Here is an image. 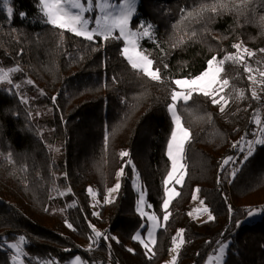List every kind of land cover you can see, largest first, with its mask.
<instances>
[{
	"label": "trees",
	"instance_id": "16d2710c",
	"mask_svg": "<svg viewBox=\"0 0 264 264\" xmlns=\"http://www.w3.org/2000/svg\"><path fill=\"white\" fill-rule=\"evenodd\" d=\"M201 2L137 0L131 27L153 26L152 39L140 44L161 68L164 83L131 69L121 54L122 40L87 41L44 23L38 0H9L11 18L0 7V30L9 32L0 38V65L20 68L11 76L13 85L0 89V264L11 263L7 243L20 236L26 240L25 264H69L77 256L83 264H162L181 229L185 243L176 264H202L218 242L229 244L226 264H264V213L246 222L248 210L264 207V146L246 162L240 151L259 133L253 122L258 102L251 99L248 74L231 64L225 65L226 75L239 74L231 83L247 98L230 101L223 113L203 96L179 106L191 131L183 186H176L180 195L169 206L166 226L157 230L154 256L132 239L147 231L136 211L141 193L162 222L163 180L171 168L167 141L173 125L166 105L175 85L170 80L199 74L208 59L235 52L231 45L241 40L257 52L253 67L264 60L258 51L264 48L259 0L248 5L254 12L182 19V9ZM180 37L184 42L173 47ZM55 148L63 150L62 157H54ZM122 151L129 155L121 157ZM229 156L234 159L225 164ZM116 183L120 188L105 203ZM89 189L96 194V210ZM193 195L213 220L190 217ZM90 224L101 232L99 238Z\"/></svg>",
	"mask_w": 264,
	"mask_h": 264
},
{
	"label": "snow or ice",
	"instance_id": "6c2138e0",
	"mask_svg": "<svg viewBox=\"0 0 264 264\" xmlns=\"http://www.w3.org/2000/svg\"><path fill=\"white\" fill-rule=\"evenodd\" d=\"M255 3V0H202L198 8H194L190 11L182 9L184 16L182 19L192 18L197 21L205 13H212L213 15H219L222 12H238L255 11L249 9L248 5ZM234 5V6H232ZM3 6L6 8L8 17L13 15V9L9 6V0H3ZM259 7H264V0H259ZM39 13L43 18V22L51 25L53 28L59 29L61 34L68 32L77 37H82L84 40L93 41L95 37H102L104 41L109 39H117L123 41V48L121 54L127 61L128 65L137 74L147 77L148 79L157 82L164 83V78L161 75V68L154 67L156 61L150 58V54L147 50L141 47L140 41L147 37L152 39L153 26L148 24H141L136 30L131 27V22L136 14L137 6L136 0H122L121 3L114 4L111 0H38ZM94 10H98V15L90 17L86 14L93 13ZM23 17L24 14L21 13ZM94 24V27L90 25ZM257 26L264 32V15H261L257 21ZM118 33V35H116ZM187 35V33H185ZM196 32H192L191 36H195ZM183 37L173 44L176 47L178 44H182ZM235 52H228L223 57L218 58L217 55H213L206 61V68H204L199 74L191 75L179 79H171L170 83L175 85V88L169 92L170 103L166 105L167 111L170 114L172 122V130L170 138L167 141V157L171 162V169L167 172L166 177L163 180L164 185V198L162 201L163 217L162 222L155 213L149 214L145 211V206L151 208V204H146L144 194L141 193L139 200L137 201L136 211L141 218L146 217L149 222L147 229V239H142L141 234L137 232L132 239L138 241L145 249V255L151 258L155 255L154 247L157 243L156 233L161 227H165L171 212L169 206L172 201L180 195V193L174 188H170L169 184L173 181L177 185L183 186L185 178V165L182 163L185 154V145L190 140L191 131L184 126L182 116L180 113L181 105H189V102L193 100L194 96H203L211 101L213 105H218L221 113L225 111V107L230 101H242L246 99L245 91L237 88L231 83L232 79L239 78L237 76L229 78L226 75V64H231L236 67H243V72L247 73V80L250 84L251 99L257 102L261 101L260 92H264V60L257 59L255 61V67L251 63V59L257 55V52L249 49L245 46L241 40L231 45ZM260 53H264V48L258 50ZM168 65L165 63L164 68ZM20 71L19 67L5 68L0 65V84L7 83L13 85L11 78L12 74ZM31 84L32 81H27ZM254 86V87H253ZM14 87L19 88V84H15ZM231 89L229 93L226 91ZM55 103V97L52 98ZM27 102V101H23ZM185 111H190L189 108H185ZM211 117L209 116V119ZM253 122L259 129V133L253 132L252 135L255 139L245 140V145L240 146V151L244 153L242 161L246 162L255 152L257 146H264V115L261 111H257L254 114ZM243 139V138H242ZM238 145L234 144L233 147ZM245 147L247 151H245ZM127 151L120 153L121 157L128 156ZM10 163L11 154L9 153L6 158ZM233 157L229 156L224 163L233 161ZM131 164V160L128 161ZM133 171L135 167L133 166ZM124 174L123 168L117 173L119 178ZM235 173H233V176ZM137 175V179H138ZM120 184L108 190V197L113 192L118 191ZM89 194L95 198V193L92 189H89ZM199 192V189H196ZM63 195V193H60ZM105 197V203H110L111 200ZM193 200L198 199V196L193 195ZM201 207L195 209L197 218L201 214H207L208 220L214 219L209 211V208L204 205V201L200 200ZM231 211V209H230ZM259 213H264V207L258 210ZM257 214V210H248L246 215L251 217ZM98 215V213H93ZM192 215V213H189ZM239 222L237 223V227ZM69 228L72 225H68ZM95 236L99 238L101 233L95 229L93 225H89ZM91 239V237H90ZM107 239V237H105ZM185 243L183 230H178L176 235L172 238L173 247L170 249L173 255L169 264H176V259L180 248ZM219 247L216 249L215 256H208V264H226V253L229 250V244L226 242H218ZM26 240L24 236H20L15 243H8L7 247L15 252V255L11 257L13 264H24L21 259L22 256H26L24 251V245ZM128 251L132 252V249ZM151 254V255H149ZM44 264H54L51 261H45ZM70 264H83L80 257H75L70 261Z\"/></svg>",
	"mask_w": 264,
	"mask_h": 264
},
{
	"label": "rangeland",
	"instance_id": "374dc122",
	"mask_svg": "<svg viewBox=\"0 0 264 264\" xmlns=\"http://www.w3.org/2000/svg\"><path fill=\"white\" fill-rule=\"evenodd\" d=\"M111 2L114 3V4H117V5H118L119 3L122 2V0H111ZM136 4H137V0H136ZM0 7H2L4 10H6V8L3 6V0H0ZM86 15H88V16H90V17H94L95 15H98V10H94L93 13L86 14ZM90 27H94V24L90 25ZM133 30H134V29H133ZM7 33H9V32H6V31H4V30H0V38H1L3 35H7ZM18 33L21 34V33H22V29H18ZM117 34H118V33H117ZM9 67H14V66H9ZM9 67H7V68H9ZM13 74H14V73H13ZM13 74H12V75H13ZM6 86H7V83L0 84V89H1V88H4V87H6ZM169 115H170V114H169ZM53 155H54V157H62V156H63V150H62L61 148H55L54 151H53ZM116 184H117V183H116ZM114 186H115V185H114ZM176 186H179V185L175 184L174 181H173L172 183L169 184V187H170V188L174 187V188L176 189ZM112 188H113V187H112ZM109 189H111V188H109ZM109 189H108V190H109ZM108 190H107L106 197H108ZM115 193H116V192H113V193L111 194V196L108 197V199H109V200H112V199L114 198V196H115ZM140 195H141V194H140ZM140 195H139V197H140ZM196 196H197V195H196ZM92 198H93V197H92ZM92 203H93V206H94V208H95V210H96V200H95V198H93ZM199 207H201V205H200V199H199V198L196 199V200H193V201L191 202V204H190V206H189V213H192V215H190V217H191L192 219L198 221V222H201V221L207 220V219H208L207 214H201V215L199 216V218H197V214L195 213L194 210L197 209V208H199ZM145 211L148 212L149 214H151L150 209H149L147 206H145ZM261 214H262V213H259V212L257 211V214H255V215H253V216H251V217H248V218L246 219V222L254 221L255 219L259 218ZM144 219H145V221H146L145 225L147 226V229H148V227H149V222L147 221V218H146V217H144ZM141 238H142V239H145V240L147 239V231H146V233H145L143 236H141ZM12 243H15V242H12ZM226 243H228V242H226ZM7 244H8V243H7ZM172 247H173V245L171 246V248H172ZM218 247H219V246H218ZM218 247H217L216 249H218ZM171 248H170V249H171ZM170 249H169V252H168L166 258H165L164 261L162 262V264H169V262L171 261L173 255H176L175 253H172V252L170 251ZM10 250H11V249H10ZM11 251H12V250H11ZM12 254L15 255V252L12 251ZM216 254H217V253H216V250H215L214 253H211V254L208 255V256H215ZM208 256L204 259V261L202 262V264H208V260H207ZM74 259H75V258H74ZM74 259H73V260H74ZM10 264H13V261H11ZM24 264H25V263H24ZM69 264H70V263H69Z\"/></svg>",
	"mask_w": 264,
	"mask_h": 264
},
{
	"label": "built area",
	"instance_id": "2783aa9c",
	"mask_svg": "<svg viewBox=\"0 0 264 264\" xmlns=\"http://www.w3.org/2000/svg\"><path fill=\"white\" fill-rule=\"evenodd\" d=\"M261 101L258 102L257 111H261L262 115H264V92H260ZM255 139V137L253 138ZM247 151V149H245Z\"/></svg>",
	"mask_w": 264,
	"mask_h": 264
},
{
	"label": "crops",
	"instance_id": "0c3cea01",
	"mask_svg": "<svg viewBox=\"0 0 264 264\" xmlns=\"http://www.w3.org/2000/svg\"><path fill=\"white\" fill-rule=\"evenodd\" d=\"M170 169H171V168H170ZM74 258H75V257H74ZM74 258H73V259H74ZM73 259H72V260H73ZM72 260H71V261H72ZM69 263H70V262H69Z\"/></svg>",
	"mask_w": 264,
	"mask_h": 264
},
{
	"label": "water",
	"instance_id": "95a60500",
	"mask_svg": "<svg viewBox=\"0 0 264 264\" xmlns=\"http://www.w3.org/2000/svg\"><path fill=\"white\" fill-rule=\"evenodd\" d=\"M97 230V229H96ZM98 231V230H97ZM101 233V232H100ZM94 235H95V233H94Z\"/></svg>",
	"mask_w": 264,
	"mask_h": 264
}]
</instances>
